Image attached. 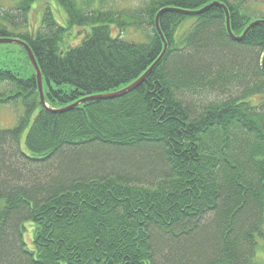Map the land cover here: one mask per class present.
Masks as SVG:
<instances>
[{"label": "trees", "instance_id": "1", "mask_svg": "<svg viewBox=\"0 0 264 264\" xmlns=\"http://www.w3.org/2000/svg\"><path fill=\"white\" fill-rule=\"evenodd\" d=\"M38 1L0 4V37L29 45L50 109L143 74L163 48L164 7L167 47L135 89L59 112L41 104L23 46L19 73L0 65V105L22 104L0 127V264H253L264 240V24L236 40L223 6L195 11L225 4L236 36L264 15L246 0L125 11L55 0L64 23L47 3L31 28ZM128 26L144 41L124 40ZM74 28L84 34L72 44Z\"/></svg>", "mask_w": 264, "mask_h": 264}, {"label": "rangeland", "instance_id": "2", "mask_svg": "<svg viewBox=\"0 0 264 264\" xmlns=\"http://www.w3.org/2000/svg\"><path fill=\"white\" fill-rule=\"evenodd\" d=\"M19 0H0V4L3 5V8L6 10H11L15 12L13 9L15 2ZM146 0H103L102 6H106V9L103 10H130L139 7ZM247 3H250V15L252 17H260L264 15V0H246ZM49 4V8L51 9L52 15L55 20L59 24H63L65 21V13L61 5H59L55 0H39L38 2H34L32 4V8L29 10L27 15V26L33 28H37L40 23V15L41 9H43L46 4ZM79 4V0L78 3ZM97 7H100L98 2ZM18 20V19H17ZM74 28V32L70 38V42L72 44L77 43L79 37L82 34L81 29ZM76 30V31H75ZM89 28L85 27L86 33ZM84 34V33H83ZM83 34L81 38L83 37ZM114 34V31H112ZM124 40L142 42L145 39V32H140L139 30H135L134 26H128L126 31H120ZM127 37V38H125ZM79 39V42L81 40ZM131 38V39H130ZM8 47L12 51L10 54H4L2 49ZM19 45L16 43H0V65L5 66L13 70L16 73H19L22 70L23 62L18 57ZM4 84L0 83V90H4ZM22 113V104L19 102L4 103L0 105V127L1 126H11L16 122L18 116ZM29 237V233L27 234ZM253 264H264V240L259 238L255 250V256L253 259Z\"/></svg>", "mask_w": 264, "mask_h": 264}, {"label": "water", "instance_id": "3", "mask_svg": "<svg viewBox=\"0 0 264 264\" xmlns=\"http://www.w3.org/2000/svg\"><path fill=\"white\" fill-rule=\"evenodd\" d=\"M214 4H220L221 6H223V9L225 11V24H226V28H227V31L229 33V35L233 38V39H236V40H240L243 38V36L246 34V32L254 25L258 24V23H262L264 24V19H256V20H253L252 22L249 23V25L245 28V30L242 32V34L240 36H236L232 33L231 29H230V23H229V14H228V10H227V7L225 6V4L223 3H218V2H211L207 5H204L203 7H201L200 9H198L197 11H195V13H200L202 11H204L205 9H207L208 7H210L211 5H214ZM170 8L168 7H164V8H161L156 16H155V19H154V24H155V29L157 31V33L159 34L162 42H163V48H162V51L160 53V55L151 63V65L143 72V74H141L137 79H135L133 82H131L130 84H128L127 86L121 88V89H118V90H115V91H112V92H107V93H101V94H95V95H87V96H84L83 98L73 102L72 104H69L65 107H62V108H59V109H50L47 104L45 103V100H44V96H43V90H42V81H41V73H40V70H39V67H38V64H37V61L33 55V52L31 51L29 45L24 42L23 40L21 39H18V38H13V37H0V43H8V42H11V43H16V44H19L21 46H23V48L25 49L27 55H28V58L34 68V71H35V74H36V78H37V85H38V91H39V96H40V102L41 104L43 105V107L45 109H48V110H51V111H56V112H59V111H64V110H68L76 105H78L79 103L81 102H84V101H87V100H94V99H108V98H114V97H118V96H121L133 89H135L138 85H140L146 78V76L151 72V70L153 69V67L157 64V62L161 59V57L163 56V54L165 53L166 51V47H167V44H166V41H165V38L160 30V27H159V23H158V18H159V15L163 12V11H166V10H169ZM262 68L264 70V54H263V57H262Z\"/></svg>", "mask_w": 264, "mask_h": 264}]
</instances>
